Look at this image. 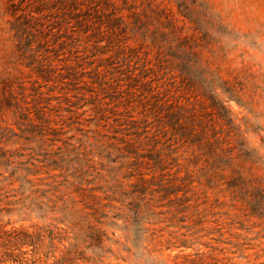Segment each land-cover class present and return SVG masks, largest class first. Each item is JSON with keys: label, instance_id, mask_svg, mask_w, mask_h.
I'll return each mask as SVG.
<instances>
[{"label": "rangeland", "instance_id": "rangeland-1", "mask_svg": "<svg viewBox=\"0 0 264 264\" xmlns=\"http://www.w3.org/2000/svg\"><path fill=\"white\" fill-rule=\"evenodd\" d=\"M207 73L264 157V0H0V228L75 225V264H264V218L185 142L234 141Z\"/></svg>", "mask_w": 264, "mask_h": 264}, {"label": "trees", "instance_id": "trees-1", "mask_svg": "<svg viewBox=\"0 0 264 264\" xmlns=\"http://www.w3.org/2000/svg\"><path fill=\"white\" fill-rule=\"evenodd\" d=\"M183 71V69H182ZM181 72V70H180ZM211 74L207 73V76L201 83H197L192 88L195 90L198 96L208 101L209 105L217 108L219 111L225 115L220 116L222 121L226 123L228 129L232 130L234 133L230 136V132L226 137L234 138L233 143L229 141L220 142L217 137L213 134L211 137L206 138V135L200 131L199 133L189 132L187 137L185 136V142L189 147H195L197 151V159L202 160L204 164V173L206 176V181H214L217 178L225 179L228 177L226 182L227 190L242 203H244L252 214H257L254 216H261L264 218V157L260 155L255 150L248 147L242 133L234 128L231 125L229 118L230 112L225 107V101L219 99V95L215 93L214 85L220 83L224 86L219 78L210 79ZM191 77V76H190ZM190 77L184 75L183 80L195 84L191 81ZM193 78V77H192ZM208 81H207V80ZM226 88V87H225ZM221 93L226 95L228 100H231L229 97V91L227 89H221ZM216 109V113H217ZM228 116V118H226ZM169 123H161L160 132H165L166 128H171L172 131L186 132L180 123V118L175 113H170L168 115ZM226 118V119H225ZM167 124V125H166ZM172 136H174L172 134ZM153 137V136H152ZM189 138V139H188ZM176 160V158L174 159ZM158 162H161V159L158 157ZM260 174V172H262ZM146 180L141 179L140 185L145 184ZM190 185V184H189ZM178 191H173L175 195ZM49 208V207H48ZM54 208V207H52ZM260 214V215H259ZM69 223L68 219L61 221ZM71 224V223H69ZM73 225L70 229L66 230L59 228H36L35 231L29 232L26 229H10L8 231L0 228V246L5 251L3 254L9 260H13L20 263L30 262L34 264L39 261V254L45 249L43 256L46 259L53 258L55 259L56 252H59V258L54 260L52 264H75L78 260H83V253L81 251V245L88 243L87 240H92L90 237H87L81 233V229ZM69 230L70 232H67ZM97 238L89 243H97V248L103 243L101 239L102 236L98 234ZM69 234H72V237H68ZM65 244L67 246H65ZM61 246V250H59ZM93 246L89 244V247ZM23 248H30L31 253L33 254L30 260H26L25 253L22 252ZM16 252V253H15Z\"/></svg>", "mask_w": 264, "mask_h": 264}]
</instances>
